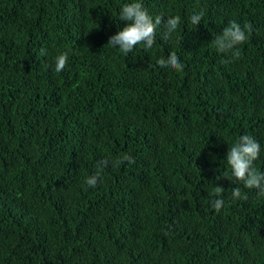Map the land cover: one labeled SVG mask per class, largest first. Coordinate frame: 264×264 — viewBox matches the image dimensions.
<instances>
[{"label":"trees","instance_id":"obj_1","mask_svg":"<svg viewBox=\"0 0 264 264\" xmlns=\"http://www.w3.org/2000/svg\"><path fill=\"white\" fill-rule=\"evenodd\" d=\"M130 2L0 0V264H264V196L217 180L245 134L264 173V0H140L162 24L125 54ZM232 20L253 25L238 55L211 44Z\"/></svg>","mask_w":264,"mask_h":264},{"label":"clouds","instance_id":"obj_2","mask_svg":"<svg viewBox=\"0 0 264 264\" xmlns=\"http://www.w3.org/2000/svg\"><path fill=\"white\" fill-rule=\"evenodd\" d=\"M204 12L201 10L199 13H194L190 16V23L197 26L201 23ZM162 16H156L153 20L152 16L144 8L140 0H133V2L125 3L120 9L119 19L126 21V25L119 30L115 35L109 37L108 45L118 48L122 53H130L138 44H143L145 49H151L155 43L157 26L162 24ZM165 38L174 33L180 25L179 16H169L166 23ZM253 30L251 23H246L241 26L236 20H232L226 27L223 28L222 33L215 35L211 44L219 53L232 52L233 55H238L237 45L243 44L249 38ZM43 52V50H41ZM68 63V54L61 53L55 60V71L61 72L64 70ZM157 64L161 68H170L174 71H183L184 65L180 57L172 52L168 55L167 59L160 58ZM260 153V144L250 135H242L236 143L227 151L226 161L229 166L231 175L225 171L217 180L225 179L229 181L235 180L243 182L244 187L248 189H258V195L264 196V173L257 172L254 167V161L258 158ZM134 163L131 156L125 155L121 161ZM108 159L97 161L96 174L86 178V184L90 187H96L100 175L105 167L109 165ZM216 196H220L224 188L221 186L214 187ZM233 199H247L242 196L241 189L235 187L232 189ZM211 206L219 212L224 206V201L221 198H216L211 201Z\"/></svg>","mask_w":264,"mask_h":264}]
</instances>
